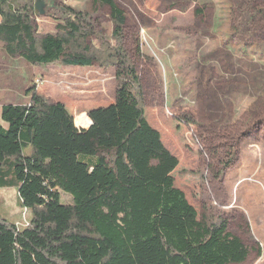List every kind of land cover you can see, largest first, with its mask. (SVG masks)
Wrapping results in <instances>:
<instances>
[{
    "label": "trees",
    "instance_id": "obj_1",
    "mask_svg": "<svg viewBox=\"0 0 264 264\" xmlns=\"http://www.w3.org/2000/svg\"><path fill=\"white\" fill-rule=\"evenodd\" d=\"M240 1L247 10L233 32L244 37L245 27L264 23V7ZM35 3L0 0L7 56L39 67L116 68V98L77 117L78 126L92 122L88 129L78 128L66 105L39 95L36 86L29 105L2 108L0 188L16 187L30 218L19 227L0 217V264L246 263L252 250L230 232L229 221L208 206L200 215L176 186L180 160L147 118L136 65L145 55L116 0H93L92 12L56 5L46 14L56 32L44 36ZM105 8L112 41L94 14ZM62 193L73 203L63 204Z\"/></svg>",
    "mask_w": 264,
    "mask_h": 264
},
{
    "label": "rangeland",
    "instance_id": "obj_2",
    "mask_svg": "<svg viewBox=\"0 0 264 264\" xmlns=\"http://www.w3.org/2000/svg\"><path fill=\"white\" fill-rule=\"evenodd\" d=\"M41 1L45 15L35 22L42 36L56 32L55 21L46 16L56 5L94 10L93 0ZM116 2L127 15L130 38L141 40L145 59L136 65L147 118L182 163L174 176L176 186L200 215L208 206L214 216L229 221L230 232L252 250L244 264H264V23L245 27V36H237L233 27L247 10L240 0ZM253 2L264 7V0ZM94 14L98 29L112 41L109 9ZM249 34L256 39L247 38ZM25 67L8 57L0 43V70ZM41 71L47 79L36 77V85H44L48 100L65 104L75 123L79 115L89 117L91 110L115 102L116 68L35 66V72ZM8 96L1 91L0 103ZM184 170L206 180L182 174ZM61 202L72 204L73 197L62 193ZM0 217L19 227L28 225L30 213L16 187L0 188Z\"/></svg>",
    "mask_w": 264,
    "mask_h": 264
},
{
    "label": "crops",
    "instance_id": "obj_3",
    "mask_svg": "<svg viewBox=\"0 0 264 264\" xmlns=\"http://www.w3.org/2000/svg\"><path fill=\"white\" fill-rule=\"evenodd\" d=\"M0 43L2 44V47L4 50V44L2 42ZM17 59L21 61L23 66L25 64L27 68L26 67L25 69L21 68V69L16 70L15 72L7 71V70L6 71L0 70V92L4 91L6 94H9L8 96L9 99L6 102L4 101L3 103H0V120H1L2 108L5 105H11V104L12 105H29L31 103L32 101V93L30 92L31 86H36L37 93L47 98L44 85L42 86L36 85L37 79H35L36 77L38 79H47V73H45L44 71L35 72V66L29 64L28 62H26L25 60L21 58L13 59V61ZM157 130L160 131L166 147L173 153L172 149L165 142L162 131L159 129ZM181 166H182V163L180 162V166L178 169H180Z\"/></svg>",
    "mask_w": 264,
    "mask_h": 264
},
{
    "label": "water",
    "instance_id": "obj_4",
    "mask_svg": "<svg viewBox=\"0 0 264 264\" xmlns=\"http://www.w3.org/2000/svg\"><path fill=\"white\" fill-rule=\"evenodd\" d=\"M44 7H45L44 2H42L41 0H38V1L36 2V4H35L36 13H37L38 15H45ZM91 124H92V122H90L89 127L91 126ZM76 126H77V124H76ZM77 127H78V126H77ZM89 127H88V128H89ZM78 128H79V127H78ZM88 128H87V129H88ZM84 129H85V128H84Z\"/></svg>",
    "mask_w": 264,
    "mask_h": 264
}]
</instances>
